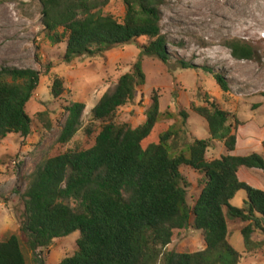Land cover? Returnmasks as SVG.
I'll return each instance as SVG.
<instances>
[{
  "label": "trees",
  "instance_id": "trees-1",
  "mask_svg": "<svg viewBox=\"0 0 264 264\" xmlns=\"http://www.w3.org/2000/svg\"><path fill=\"white\" fill-rule=\"evenodd\" d=\"M110 1L40 0L49 39L66 42L65 61L101 55L142 37L148 42L132 70L92 108L85 133L91 136L100 124L94 144L46 158L25 177L20 233L0 240V264H27L23 243L35 254L37 264H45L40 253L55 239L74 232H79L77 250L59 264H240L244 251L231 241L229 220L245 223L241 228L245 252L264 245L253 241L256 232L264 236V190L241 181L238 171L246 167L264 172V154H233L236 127L242 122L210 97L207 105H190L207 123L206 139L180 145L182 129L164 127V117L170 114L160 110L157 92L143 124L118 122L119 108L130 103L146 82L143 57L167 63L171 54L161 27L163 0H123L121 21L105 11ZM227 46L236 59H254L246 42L231 40ZM214 76L222 90L229 91L226 79L219 73ZM40 77L34 68H0V139L32 134L33 120L26 108ZM65 91L64 79L56 75L51 95L59 98ZM85 108L79 101L65 107L58 143H69L83 127ZM181 115L185 123L189 113ZM38 117L51 129L47 112ZM216 141L223 143L225 154L210 159L207 153ZM183 166L201 175L202 189L193 208L188 203L191 183L181 172ZM240 191L246 199L236 207L231 202ZM189 226L202 231L205 248L184 253L168 250L177 232Z\"/></svg>",
  "mask_w": 264,
  "mask_h": 264
},
{
  "label": "rangeland",
  "instance_id": "rangeland-1",
  "mask_svg": "<svg viewBox=\"0 0 264 264\" xmlns=\"http://www.w3.org/2000/svg\"><path fill=\"white\" fill-rule=\"evenodd\" d=\"M42 11L40 0H0V68L15 66L41 72L38 87L26 108L33 120L32 134L28 137L10 134L0 139V240L20 233V221L25 211V177L36 165L76 146L89 148L94 144L100 124L96 123L97 130L91 136L85 133L91 123L92 108L122 75L132 70L142 47L148 42V38L142 37L101 55L79 56L65 61L66 42L49 39ZM105 11L119 21L123 20L124 1L111 0ZM161 12L162 32L167 37L171 58L163 63L157 58L143 57L146 82L137 88L130 103L119 108L117 121L133 127L143 124L152 96L157 92L160 110L170 114L164 117V127L174 125L182 129L180 145L195 138L209 137L206 121L190 109L192 102L207 105L208 97L242 121L263 124L264 0H163ZM231 40L252 46L254 59L234 58L227 46ZM183 62L193 67L184 68ZM215 73L226 79L229 91L222 90ZM56 75L64 79L66 87L59 98L51 95ZM73 101L86 105L83 127L69 143L61 144L57 142V136L67 116L65 107ZM258 103L261 106L255 107ZM183 111L189 113L185 123L181 115ZM40 112H47L51 129L45 128L46 123L39 119ZM229 123L234 126V119L231 118ZM222 144L216 141L210 148L209 157L213 154L218 157ZM181 172L191 183L188 203L193 208L202 189L201 175L185 166ZM245 199L246 193L240 191L231 203L241 207ZM244 225L239 220H229L231 241L244 251L240 264H264V245L260 243L264 236L256 232L253 241L261 245L252 252H245L241 235ZM78 238L79 232H74L55 239L40 253L45 264H59L65 257L72 256L77 250ZM22 248L27 264H37L35 254L24 243ZM204 248L202 231L189 226L177 232L167 249L184 253Z\"/></svg>",
  "mask_w": 264,
  "mask_h": 264
},
{
  "label": "crops",
  "instance_id": "crops-1",
  "mask_svg": "<svg viewBox=\"0 0 264 264\" xmlns=\"http://www.w3.org/2000/svg\"><path fill=\"white\" fill-rule=\"evenodd\" d=\"M261 104L263 105V103ZM259 106H261L259 103L255 105V107ZM240 121L242 124L236 127L237 147L233 154L236 156H244L252 152L264 154V123L260 124L256 121L249 120ZM209 151L208 153L210 154ZM208 153V158L212 159L216 157L214 154L209 157ZM222 154H225V147L223 144L222 151L219 153V156ZM238 176L241 181H244L253 187L264 190V172L262 170L241 167L238 171Z\"/></svg>",
  "mask_w": 264,
  "mask_h": 264
},
{
  "label": "bare ground",
  "instance_id": "bare-ground-1",
  "mask_svg": "<svg viewBox=\"0 0 264 264\" xmlns=\"http://www.w3.org/2000/svg\"><path fill=\"white\" fill-rule=\"evenodd\" d=\"M210 2H211V1H210ZM213 3H214V2H213ZM210 4H212V3H210ZM210 4H209V5H210ZM220 6H221V5H220ZM214 7H217V6H214ZM212 8H213V7H212ZM219 8H220V7H219ZM218 13H219V12H218Z\"/></svg>",
  "mask_w": 264,
  "mask_h": 264
}]
</instances>
